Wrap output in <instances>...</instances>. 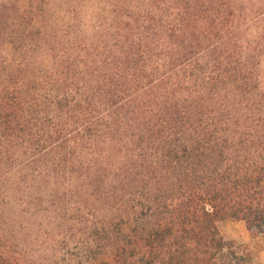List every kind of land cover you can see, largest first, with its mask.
Instances as JSON below:
<instances>
[{
  "label": "trees",
  "instance_id": "trees-1",
  "mask_svg": "<svg viewBox=\"0 0 264 264\" xmlns=\"http://www.w3.org/2000/svg\"><path fill=\"white\" fill-rule=\"evenodd\" d=\"M264 0H0V264H257Z\"/></svg>",
  "mask_w": 264,
  "mask_h": 264
},
{
  "label": "rangeland",
  "instance_id": "rangeland-1",
  "mask_svg": "<svg viewBox=\"0 0 264 264\" xmlns=\"http://www.w3.org/2000/svg\"><path fill=\"white\" fill-rule=\"evenodd\" d=\"M218 229L226 239L234 240L238 244H244L250 247L254 261L264 258V234L251 236L242 221L231 218L219 221Z\"/></svg>",
  "mask_w": 264,
  "mask_h": 264
},
{
  "label": "crops",
  "instance_id": "crops-1",
  "mask_svg": "<svg viewBox=\"0 0 264 264\" xmlns=\"http://www.w3.org/2000/svg\"><path fill=\"white\" fill-rule=\"evenodd\" d=\"M254 259V258H253ZM257 264H264V258L262 260L255 261Z\"/></svg>",
  "mask_w": 264,
  "mask_h": 264
}]
</instances>
